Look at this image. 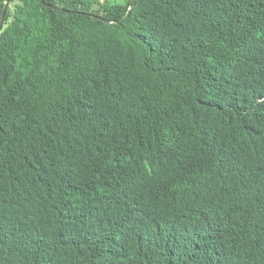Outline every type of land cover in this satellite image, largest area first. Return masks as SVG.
Masks as SVG:
<instances>
[{
  "label": "trees",
  "instance_id": "1",
  "mask_svg": "<svg viewBox=\"0 0 264 264\" xmlns=\"http://www.w3.org/2000/svg\"><path fill=\"white\" fill-rule=\"evenodd\" d=\"M0 264H264V0H9Z\"/></svg>",
  "mask_w": 264,
  "mask_h": 264
},
{
  "label": "water",
  "instance_id": "2",
  "mask_svg": "<svg viewBox=\"0 0 264 264\" xmlns=\"http://www.w3.org/2000/svg\"><path fill=\"white\" fill-rule=\"evenodd\" d=\"M134 2H135V0H131V8L134 6ZM8 7H9V0H6L5 6L3 8V11H2V14H1V18H0V31L3 28L4 19H5V15H6ZM95 18H97V17H95Z\"/></svg>",
  "mask_w": 264,
  "mask_h": 264
},
{
  "label": "rangeland",
  "instance_id": "3",
  "mask_svg": "<svg viewBox=\"0 0 264 264\" xmlns=\"http://www.w3.org/2000/svg\"><path fill=\"white\" fill-rule=\"evenodd\" d=\"M102 1H104V0H102ZM106 2H108V3H119V4H121V3H124L126 0H105Z\"/></svg>",
  "mask_w": 264,
  "mask_h": 264
}]
</instances>
